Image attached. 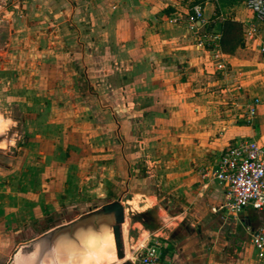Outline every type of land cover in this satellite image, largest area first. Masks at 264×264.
<instances>
[{"label":"crops","instance_id":"0c3cea01","mask_svg":"<svg viewBox=\"0 0 264 264\" xmlns=\"http://www.w3.org/2000/svg\"><path fill=\"white\" fill-rule=\"evenodd\" d=\"M131 1L137 13L126 0H0V143L11 123L26 171L49 179L42 209L66 210L13 228L8 212L24 207L0 202V264H99L112 217L95 213L114 201L126 245L156 241L158 264H264L250 242L261 213L228 216L206 174L237 141L264 146V23L243 0H193V31L192 4ZM1 161L0 177L22 163ZM70 209L87 212L67 219ZM132 252L126 264H139Z\"/></svg>","mask_w":264,"mask_h":264},{"label":"built area","instance_id":"2783aa9c","mask_svg":"<svg viewBox=\"0 0 264 264\" xmlns=\"http://www.w3.org/2000/svg\"><path fill=\"white\" fill-rule=\"evenodd\" d=\"M243 1L249 12L264 23V0ZM185 16L188 28L197 31V23L203 18L201 5L193 3ZM180 19L181 16L176 13L169 22L176 23ZM211 42L217 50V54L212 58L218 60V39L214 38ZM200 44L201 42L197 43L199 46ZM260 51L264 53V46ZM216 67L223 69L224 66L216 63ZM248 113L253 115L254 109L250 108ZM206 174L224 187V202L221 208L228 216L236 217L246 209H252L264 217V146L255 141H237L224 149ZM250 242L257 257L264 259V220L251 234ZM158 252V243L151 241L143 249H134L129 260L131 263L158 264Z\"/></svg>","mask_w":264,"mask_h":264},{"label":"rangeland","instance_id":"374dc122","mask_svg":"<svg viewBox=\"0 0 264 264\" xmlns=\"http://www.w3.org/2000/svg\"><path fill=\"white\" fill-rule=\"evenodd\" d=\"M196 1V0H195ZM193 0H183V5L186 6L187 8L190 7V5L192 4ZM138 3L131 1V0H126V10L129 14H134L138 12L137 8ZM4 118H8L10 119L12 117V115L10 116L8 113L7 114H3ZM26 133H28V131H26L25 129L19 131L20 134V141L26 137ZM15 134L18 135L17 129L14 128V126H12V124L10 123L7 126V129H5V131L3 132L2 135V142L0 143V161L3 163V165L5 166V164H7V162L11 161L12 159L16 158L17 156L19 158L22 159V163L21 161H19V166L18 168H20L19 170H15L13 172H4L3 176L0 177V181L4 183V186L8 187L6 190H2V183H0V202H2L5 205L8 204H13L14 206H16L18 203H21L24 207V209L22 210H14L9 211L8 213L11 214V217L16 218L19 222H18V227L16 225V227L13 228H19L22 226V224L26 221V219L28 220H32L33 223L38 224V222L40 221H50L51 223L55 222V218H58V215H65V211L64 209H57V210H51L50 212L43 210L42 209V201H43V185L47 184L49 179L44 178L43 176L45 175L44 170L43 169H36V171L32 170L34 167L30 166V170L26 171V167L25 164H27L25 161H23L25 158H23L24 152H25V147L23 145L20 144V150L18 151L17 148L18 146L14 145L13 140L16 139ZM42 170V171H41ZM46 170V169H45ZM5 189V188H4ZM2 190V191H1ZM57 202V201H56ZM36 205V209L35 210H25V208L27 207H31L32 205ZM100 208H98L97 211H99ZM58 211V212H57ZM87 210H68L67 213V219L72 218L74 216V214H86ZM49 214V215H48ZM10 216V215H9ZM260 216L262 217L261 219L264 220V217L262 214H260ZM45 222V223H46ZM17 223V222H16ZM48 223V222H47ZM146 225L147 227H154L152 218L149 217L146 219ZM113 224V221H110L109 223L104 224H100V229H105L107 235L110 234L111 231V226ZM42 229V225L40 226H36L35 228V232L36 231H40ZM33 234V232L30 231H25L22 230L21 234L19 235V237H26ZM111 237L107 238V241L105 242V247L102 249V251L100 252V255H106L104 260L99 261V264H110V260L108 258L109 254L112 251L111 248ZM122 242H123V248H124V252L126 254V248H127V256H129V254L132 252L131 248L132 245H126V211H124V223L122 225ZM103 257V256H102ZM126 258H124L123 260H119L118 262L112 263V264H126ZM120 262V263H119Z\"/></svg>","mask_w":264,"mask_h":264},{"label":"water","instance_id":"95a60500","mask_svg":"<svg viewBox=\"0 0 264 264\" xmlns=\"http://www.w3.org/2000/svg\"><path fill=\"white\" fill-rule=\"evenodd\" d=\"M110 215L112 217L113 224L111 226V235L117 259L124 258V249L122 242L121 227L124 223V209L117 202H108L100 207V210L95 213L96 217Z\"/></svg>","mask_w":264,"mask_h":264},{"label":"bare ground","instance_id":"6f19581e","mask_svg":"<svg viewBox=\"0 0 264 264\" xmlns=\"http://www.w3.org/2000/svg\"><path fill=\"white\" fill-rule=\"evenodd\" d=\"M3 125H2V121H1V119H0V129L1 128H4V127H2ZM105 247V246H104ZM104 247H102L101 248V250H100V252L102 251V249L104 248ZM111 248H112V246H111ZM112 251H113V253L111 252L110 254H109V256H108V258H109V260H110V264H112V263H115V262H118L119 261V259H117V257L115 256V253H114V250H113V248H112ZM103 256V257H102ZM100 255L99 257H98V260L99 261H102V260H104V258H105V256L106 255ZM120 263V262H119ZM109 264V263H108Z\"/></svg>","mask_w":264,"mask_h":264}]
</instances>
